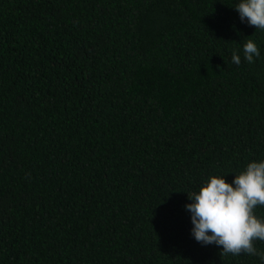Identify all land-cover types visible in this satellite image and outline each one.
Returning a JSON list of instances; mask_svg holds the SVG:
<instances>
[{
	"label": "trees",
	"instance_id": "16d2710c",
	"mask_svg": "<svg viewBox=\"0 0 264 264\" xmlns=\"http://www.w3.org/2000/svg\"><path fill=\"white\" fill-rule=\"evenodd\" d=\"M238 2L0 0V264H264L197 242L184 207L264 160Z\"/></svg>",
	"mask_w": 264,
	"mask_h": 264
},
{
	"label": "clouds",
	"instance_id": "9594fccd",
	"mask_svg": "<svg viewBox=\"0 0 264 264\" xmlns=\"http://www.w3.org/2000/svg\"><path fill=\"white\" fill-rule=\"evenodd\" d=\"M233 8L242 23L246 19L248 25L264 31V0H239ZM242 54L251 64L260 51L250 39ZM231 60L239 66L241 55L233 50ZM224 176H210L198 192L188 195L191 203L184 207L191 214L192 235L202 245L221 246L222 255L243 253L264 261V252L255 247V241L264 242V218L256 214L257 207H264V160L249 162L230 183Z\"/></svg>",
	"mask_w": 264,
	"mask_h": 264
}]
</instances>
